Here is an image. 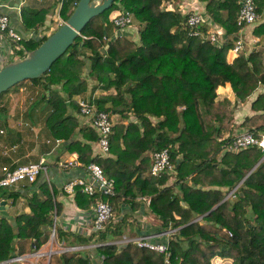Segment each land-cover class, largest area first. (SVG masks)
I'll return each mask as SVG.
<instances>
[{
	"label": "trees",
	"instance_id": "16d2710c",
	"mask_svg": "<svg viewBox=\"0 0 264 264\" xmlns=\"http://www.w3.org/2000/svg\"><path fill=\"white\" fill-rule=\"evenodd\" d=\"M76 1L61 0L62 20ZM164 1L113 0L86 22L43 73L28 80L42 87L38 99L48 106L43 125L49 136L59 138L66 150L77 153L78 159L84 158L90 154V146L73 138L77 119L67 113L66 107L75 103L61 92L59 85L80 76L85 59L94 64L104 53L102 58L113 73L115 93L99 97L95 104L121 116L131 113L134 119L113 124L107 155H92L84 161L98 163L112 178L113 194L88 195L75 186L74 202L85 209L95 199L109 201L113 207L115 201H121L135 210L139 204L134 198L148 197V211L175 228L172 240L179 248L178 259H172L177 248L169 239L164 240L170 251L168 262L163 261L162 253L132 242H110L123 231L119 221L110 220L103 230L86 236L55 226L54 237L59 241L98 244L52 252L47 264H209L213 255L219 257L213 256L211 264H229L228 259L221 257L231 258L233 264H264V149L226 148L233 135L236 102L251 97V113L243 117L239 126L254 135L264 133L262 55L251 50L238 53L227 62L225 53L234 37L216 45L189 34L185 15L163 9ZM200 1H204L206 12L225 33L237 31L239 0ZM116 9L131 13L138 21V40L117 35L103 52L100 48L106 44L108 14ZM44 12L22 9L24 25H30L34 14L41 19ZM263 12L264 0H256L257 18L251 33L264 38V18L258 19ZM199 28L205 30L204 24H199ZM45 36L20 39L14 54L34 48ZM221 87L229 88L234 99L218 97ZM88 127L82 131L83 137L97 140L95 130ZM163 147L174 164L173 185L178 193H173L171 186L162 185L169 174H148L147 152ZM39 175L34 181H21V187L3 193V200L11 202L23 194L29 211L17 213L12 222L0 216V261L13 254L35 251L49 237L52 212L57 216L60 204L54 199L56 188L39 179ZM237 183L234 198H224ZM225 186L229 188L223 190ZM198 215L202 216L192 220Z\"/></svg>",
	"mask_w": 264,
	"mask_h": 264
},
{
	"label": "crops",
	"instance_id": "0c3cea01",
	"mask_svg": "<svg viewBox=\"0 0 264 264\" xmlns=\"http://www.w3.org/2000/svg\"><path fill=\"white\" fill-rule=\"evenodd\" d=\"M60 6L61 0H0V13L6 14L10 25L23 34V36L32 32L35 38L36 36L48 34L63 21L59 15ZM161 7L163 9L176 10L182 15L189 12L199 13L205 30L215 32L220 40H224L225 38L231 39L232 37L235 38L237 33L240 34L243 39V46L239 53L247 54L251 50L260 52L264 66V38L251 33L254 22L240 27L235 32V35L227 34L219 24L210 18L205 10L204 1L166 0L162 2ZM22 9L32 11L35 9H43L45 12L41 19H39L38 14H34L31 18L30 25L26 27L21 16ZM116 11L117 9L112 10L108 16L114 14ZM263 18L264 12L258 19L262 20ZM139 28V25L133 23L122 28H116L109 21L107 25L106 44L101 47L103 49L101 51L105 52L107 43L112 41L117 35H123L136 42L138 40ZM15 47V43L8 41L5 37L0 35V65L15 55ZM103 54L104 53L101 54L102 56H100L94 64H90L89 60L85 59L84 68L80 76L73 77L59 85V87H61V92L75 103L74 105L68 103L66 107L67 113L74 115L77 119V127L73 138L87 142L90 146L91 152L84 158L78 159L75 151L66 150L62 141L58 144H54L52 141L46 142V139H51L43 125V118L48 111V106L44 104L43 110L41 109L43 101L38 100V97L43 90L38 83H33L29 80L22 81L18 87L9 91L6 93L7 95L0 99V105L5 106L3 112L7 115L8 119V124L5 127L0 126L2 130L0 132V166L3 164L13 166L15 164L35 162L40 157H43L46 163V171L45 173H40L39 179L46 180L56 188L54 199L60 204L59 213L57 216L55 214V226L68 232L80 234L81 236H86L89 232L91 208L90 206L85 209L77 207L72 193L62 191L61 185L68 179L77 176H85L84 161L90 156L96 154L105 156L108 154H99L96 139L83 137L82 131H87L89 128L88 126H90L89 117L81 115L76 106V100L78 98H88L95 104V101L99 99V97L115 93L113 73L111 72L110 65L103 60ZM236 55L231 49H228L225 53V60L230 62ZM219 90L220 93L217 94L218 97L226 96L233 99V94L229 88L221 87ZM23 95H28L29 98H26L22 105L19 103V99ZM250 100L251 97L249 101L244 104L242 102L238 103L237 108L234 109L232 132L243 130V128L239 126V122L244 116L251 113L249 108ZM108 104L107 102L105 105ZM108 111L110 112L113 124L116 122L126 123L129 119H134L131 113H128L129 116L125 117L115 111ZM151 119L153 121L155 120L153 117H151ZM147 154H149V151ZM66 160H71L72 164L66 166L58 164ZM174 175L175 170L168 175L162 185H169L172 187L173 193H178V190L173 185ZM187 182L190 183L188 180ZM238 184L239 183L230 188L228 187L229 190L225 193L224 198H234L233 191ZM19 187H21V182L7 189L14 190ZM228 188L226 186L222 187L223 190H227ZM5 191V188L0 191V196H3ZM22 193H24V191H22ZM134 199L135 202L139 204L138 208L135 210H131L125 202L115 201L114 203V216L112 221H119L122 224L123 231L120 235H149L158 241L164 242V240L169 238V235L172 234L175 228L171 227L170 222L164 224L157 220L153 214L148 211V197L136 196ZM1 201L2 200H0V202ZM0 206V216L8 218L11 222L14 215L17 213L29 211L23 194H20L13 202L6 198ZM10 206L12 208L14 207V209L13 212L8 213L7 210ZM201 216L202 215H198L192 220H197ZM120 235L116 236L114 239L118 238ZM68 238L71 239L70 236ZM47 243L48 241L41 245L39 249L35 250L39 255L34 256L32 259L29 256L30 258H27L26 261H28L29 264H44L43 262H48V246L51 248V251L54 252H58L59 247L66 245H78L80 246L79 249L85 248L81 246L85 244H69L59 241L55 237L49 242V245ZM32 253L33 252H31V256H33ZM42 256H45V261L42 260Z\"/></svg>",
	"mask_w": 264,
	"mask_h": 264
},
{
	"label": "built area",
	"instance_id": "2783aa9c",
	"mask_svg": "<svg viewBox=\"0 0 264 264\" xmlns=\"http://www.w3.org/2000/svg\"><path fill=\"white\" fill-rule=\"evenodd\" d=\"M239 3L240 6L235 16L238 29L245 24L253 23L257 18L256 0H239ZM108 19L114 27L122 28L129 25L132 15L125 10H117L114 14L109 15ZM184 23L188 27L189 34L191 35L198 36V38L202 40H209L216 45L223 41L218 39L215 32L202 30L199 28V24L202 23V18L197 12H189L185 14ZM0 35L15 44H17L20 39H27L34 36L32 32H29L26 36H23V34L18 32L13 26L10 25L8 16L4 13H0ZM35 38H37V36ZM232 43L233 44L229 49H231L236 55V53L241 51L243 46V39L241 38L240 34H236V37L233 39ZM76 106L78 112L81 115L89 117V124L96 131V142L99 148V154L107 153L108 136L112 131L113 125L110 112L108 110L97 108L94 102L88 98H78L76 100ZM1 131L2 130L0 129V132ZM50 141H52L54 144H58L61 140L59 138L46 139V142ZM249 146H257L260 149H264V133L254 135L245 130L235 132L232 135V139L226 145V148L232 151H238ZM58 164L66 166L72 164V162L71 160H66L64 162H59ZM45 171L46 163L43 157H40L35 162H26L15 164L13 166L3 164L0 166V190L4 188H12L21 181L32 182L39 173H45ZM84 171L86 174L85 176H77L64 181L61 185V190L67 193H72L74 187L78 186L81 191L88 195H93L94 193H103L107 195L113 194V180L112 178L106 176L98 163L88 161L86 164H84ZM173 171L174 164L170 160L169 152L166 147L155 149L149 153L148 174H170ZM0 200H3L2 196H0ZM89 206L91 208V219L89 224V232L87 235L91 232L103 230L105 225L110 220H112L114 215V207L109 201L95 199L89 203ZM51 218V231L48 237V239L50 238V241L54 237V211L52 212ZM110 242L120 244L132 242L137 246L146 247L148 249L162 253L164 262H168L170 259V251L168 250L167 242L158 241L149 235L126 236L122 234L117 240H110ZM95 243L93 242L91 244H85L81 246L91 247L97 244ZM79 248L80 246L78 245H66L59 247L58 252ZM32 252L33 256L39 255V253L36 251ZM52 252L54 251H51V248H49L47 253L50 254ZM29 256H31V252L13 254L9 258L0 261V264H29V262L26 261Z\"/></svg>",
	"mask_w": 264,
	"mask_h": 264
},
{
	"label": "water",
	"instance_id": "95a60500",
	"mask_svg": "<svg viewBox=\"0 0 264 264\" xmlns=\"http://www.w3.org/2000/svg\"><path fill=\"white\" fill-rule=\"evenodd\" d=\"M112 1L77 0L68 11L66 19L46 34L37 46L25 49L21 55L14 56L0 65V93L21 80L38 77L43 73L73 42L86 22L107 8ZM2 203L3 200L0 205Z\"/></svg>",
	"mask_w": 264,
	"mask_h": 264
},
{
	"label": "rangeland",
	"instance_id": "374dc122",
	"mask_svg": "<svg viewBox=\"0 0 264 264\" xmlns=\"http://www.w3.org/2000/svg\"><path fill=\"white\" fill-rule=\"evenodd\" d=\"M136 24V25H139L140 26V24H138V21H135V19L132 17V19H131V22L129 23V25L130 24ZM236 33H234V35H235ZM13 43V42H12ZM16 45V48H18V46L19 45H17V44H15ZM15 48V49H16ZM239 53V52H238ZM237 53V54H238ZM14 56H17V55H14ZM13 56V57H14ZM11 59V58H10ZM28 79H24V80H21V81H19V82H22V81H27ZM17 83V84H14V85H12V86H10L8 89H6V90H4V91H2L1 93H0V99L2 98V97H4L5 95H7L6 93H8L9 91H12V90H14L16 87H18L21 83ZM220 91V90H219ZM218 91V93H220ZM26 98H29L28 97V95H23L22 97H20V99H19V103L20 104H22L23 105V102L25 101V99ZM233 99H234V97H233ZM38 100H40V99H38ZM249 101V99L247 100V101H245V102H248ZM245 102H242L243 104L245 103ZM238 103H240V102H236L235 103V105H234V109H236L237 108V105H238ZM44 104H45V102H43L42 103V106H41V109L43 110V107H44ZM242 104V105H243ZM241 105V106H242ZM3 110H5V106H2V105H0V126H2V127H5L7 124H8V119H7V115H5V113L3 112ZM243 119V118H242ZM233 132H235V131H233ZM13 209H14V207L12 208L11 206H10V208L7 210V212L8 213H11V212H13ZM114 216V215H113ZM50 234V233H49ZM54 238V237H53ZM53 238L51 239V241L53 240ZM118 238H116L115 240H117ZM167 239H169V240H171V241H173L172 240V234L171 235H169V238H167ZM48 241V245H49V242H50V238L47 240ZM46 241V242H47ZM92 243V242H91ZM91 243H88V244H91ZM47 244H46V246H47ZM96 244V243H95ZM98 244V243H97ZM117 244H120V243H117ZM174 247H176L177 248V251H175L176 253H175V255H176V257L173 259L174 261H177V259H178V251H179V248L177 247V245H176V243L173 241V244H172ZM91 247H93V246H91ZM86 248V247H85ZM48 249H49V246H48ZM76 250V249H75ZM31 257V259L34 257V256H30ZM30 257H28V258H30ZM42 258H43V256H42ZM212 258V257H211ZM211 258L209 259V264H211ZM221 258H223V259H228L229 260V264H233L232 263V259L231 258H228V257H221ZM44 264L46 263V262H43Z\"/></svg>",
	"mask_w": 264,
	"mask_h": 264
}]
</instances>
